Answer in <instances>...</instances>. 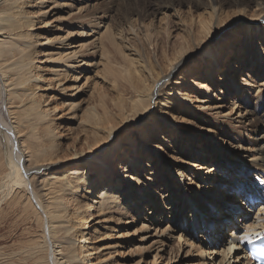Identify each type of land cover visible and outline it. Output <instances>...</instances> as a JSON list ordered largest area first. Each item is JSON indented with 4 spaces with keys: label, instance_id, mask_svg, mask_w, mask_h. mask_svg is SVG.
<instances>
[{
    "label": "rangeland",
    "instance_id": "obj_1",
    "mask_svg": "<svg viewBox=\"0 0 264 264\" xmlns=\"http://www.w3.org/2000/svg\"><path fill=\"white\" fill-rule=\"evenodd\" d=\"M22 1L26 3L18 9L27 11L25 20L30 18L28 23L32 24L25 25L23 32L0 35V45L5 42L7 46L18 35L28 34L23 47L36 53V68L30 74L34 75L30 83L36 94L29 91V97L33 95L42 108L49 109L54 119L63 159L56 167L61 170L76 163L75 153L93 144L87 137L93 132L97 113H103L101 99L105 97L109 115L116 110L115 103L121 101L122 89L118 85L123 79L118 76L121 80L114 82L113 68L118 73L124 64L135 74H148V86L158 77L152 90V107L144 116L136 122L130 120L128 125L121 124L118 117L114 119V126H121L111 136L122 146L114 149L116 161L110 175L103 177L106 184L98 185L94 179L93 193L82 189L79 196L89 211L97 198L95 193L105 186L116 193L121 208L127 210L126 215L111 219L96 206L90 212L95 213L88 216L87 230L96 233L95 243L103 262L100 264H251L245 250L246 239L264 231L259 228L264 224V41L260 29L255 28L260 20L253 22L254 28L247 34V18L235 19L222 28L220 36L204 39L201 48L193 50L186 39L197 41L203 36L199 34L200 22L206 15L200 9L189 11L185 5L176 4L175 16L167 8L153 13L155 4L149 1L152 13L143 19L145 22L134 17L126 22L117 9L120 4L110 0L17 3ZM234 14H223L221 22L237 17ZM147 33L151 41L147 40ZM210 42L218 44L217 55L221 59L213 69L211 56L201 54L203 45ZM182 46L185 61L165 81L168 63ZM23 53L24 50L11 56L9 63ZM152 65L161 75L154 72ZM210 73L215 79H210ZM235 80L239 90L234 89ZM164 81L162 92H158L157 86ZM179 94L193 102V107L185 108L186 101L178 99ZM164 96L174 102L165 107L161 102ZM4 110L0 99V112L5 116ZM257 117L260 124L256 123ZM104 122L99 126H104ZM101 131L98 133L105 139L108 132ZM106 143L107 148L111 140ZM131 147L148 165H131L125 160L128 155L123 150ZM218 156L223 159L216 165ZM81 162L86 166L85 161ZM214 168L215 172L211 171ZM106 169L101 167V174ZM94 171L92 167L89 174ZM217 174H222L223 180ZM179 176L183 178L181 184ZM175 180L178 189L190 191L194 205L183 199L182 191L175 196L167 185L166 191L161 190L166 182L175 187ZM150 196L157 201L151 202ZM242 198L248 202L243 203ZM32 217L23 221L16 215L0 232L7 237L1 243L3 247L0 245V264L11 262L8 254L32 240ZM128 218L132 222L127 224ZM217 227L225 233L212 236ZM17 237L18 243L14 242ZM240 252L243 256L237 259Z\"/></svg>",
    "mask_w": 264,
    "mask_h": 264
},
{
    "label": "bare ground",
    "instance_id": "obj_2",
    "mask_svg": "<svg viewBox=\"0 0 264 264\" xmlns=\"http://www.w3.org/2000/svg\"><path fill=\"white\" fill-rule=\"evenodd\" d=\"M18 1L0 0V35L7 33L11 36L17 34L16 31L23 32L22 29L25 25L30 26L32 24L28 23L31 22L29 17H27L29 20H25L26 16H28L27 11L23 7V10L18 9L20 4L26 2L22 1V3L19 2L18 4ZM149 1H154L155 10L152 11L153 13L167 8V12L172 11L171 14L175 16L173 11L174 6L182 4L189 11L192 8L200 9V12L206 15L205 19L200 22L199 34L203 35L201 36L202 38H198L197 41L192 40V37L186 39L193 50H199L204 39L207 40L218 36L225 25L242 17L244 19L247 18L244 29L247 34H249L248 30L250 28H254L253 22L260 20L255 28L260 29L261 37L264 41V0H110L112 4L114 2L120 4L117 9L126 22L133 17L141 22L145 17L150 15L152 13L150 11L152 6H149ZM232 11L235 12L234 15L237 17H232L229 20L221 22L223 14ZM170 27H172L171 23ZM27 35H18L19 38L11 40L12 42H7V46H4L5 42L0 45V99H3L4 109L7 111L5 116L8 118L9 115V120H7L4 114L0 112V170L2 171L0 175L4 173L0 178V232L16 215L23 221L25 220L24 218H31L32 215V220L35 222V231L34 233L31 232L33 237L29 236L32 240L23 242L15 251L9 253L11 262L8 264H100L103 262L100 259L99 247L95 243L94 235L96 233H91L87 230L88 216L94 215L95 212L92 214L90 212L95 210V206L110 219L113 216L126 215L127 210L121 208L122 204L119 202L116 193L105 186L101 187L99 193H95L97 198L92 203L89 211L86 209L87 203L82 201V198L79 200V196H81L82 189H89L93 193L92 180L94 179H97L95 183L97 182L96 184L98 185L106 184L107 180L104 178L110 175L109 170L111 169L112 171V167H114L116 161L113 159L114 149L122 146V143L119 140L115 141L114 136L111 135L118 126L124 123L127 124L130 120L136 122L152 107L154 94L152 90L154 85H156L155 82L158 80V77L153 78L152 84L148 86L145 84V79L148 81L151 78L148 74L141 75L138 72H136L138 74H135L133 72L134 69L132 71L131 67L127 65L123 66L124 64H121V69H117L118 73L111 67V72L115 76L114 82H117L120 78L123 79L122 83L118 85L122 89L121 101L115 103L116 110L112 115H109L108 103L105 97L101 99V106L104 109L103 113L102 115L97 113V122L94 123V127L91 129L93 132L87 137L93 144L88 149L75 153L73 157H75L74 161L76 163L71 167H66L65 170H61V167H56L63 159L59 155L62 145L59 142L60 135L56 132L54 119L50 116V110L45 107V109L42 108L41 102L37 101L33 96L36 94V88L30 83L34 78V75L30 74L36 68V57H34L36 53L34 54L27 47H23V41H26ZM146 37L148 41H151L150 34L147 33ZM218 47L217 43L210 42L203 45L201 49L202 55H209L213 59V62H211L212 69L221 61L217 55L219 51ZM22 50L25 53L12 63H9L11 56H18ZM183 55L184 46L179 51L173 53L172 61L168 63L169 71L163 76L165 81L184 63ZM14 64L15 67H12L11 65ZM152 67L154 72L158 70L156 65H152ZM231 67L234 68L235 65L232 64ZM156 74L161 75V71H156ZM209 77L212 80L215 79L214 73H210ZM165 81L162 82L163 84L157 86L158 92H162L160 88L165 84ZM9 82L11 83L9 84ZM12 84H15V86L10 88ZM115 85L117 86V84ZM233 86L234 89L239 90L236 80ZM29 91H31L30 94H33L31 97H29ZM175 91H178V89H175ZM177 98L186 101L185 108L193 107V102L185 98L184 95L179 94ZM162 100L161 102L165 104V107L174 102L170 101L168 97ZM117 117L120 119L121 124L115 127L114 119ZM104 121H106V124L99 126ZM256 123L260 124V117L256 118ZM101 128L106 129L108 132L105 139H102L101 134L98 133L102 132ZM109 139L111 143H108L109 146L106 148L105 145L107 141L109 142ZM123 153L128 155V157H125V160H129V164L131 165L135 163L147 164L141 154L132 147L129 150L125 148ZM90 156L92 157L91 159L89 158ZM220 159L223 158L218 156L215 159L216 165L220 164ZM81 160L87 163L86 166L82 165ZM91 165L95 171L89 174L92 169ZM88 166L89 168H87ZM101 167L103 169L107 167L104 171L105 173L103 172L104 174H101ZM243 167L248 166L242 165ZM212 170L215 172V168ZM105 174L107 176H104ZM217 175L220 180H223L222 174ZM128 178L130 179L131 177ZM182 181L183 178L180 177L179 183L181 184ZM175 184L176 186L172 187L168 182L166 184L163 183L161 190L166 191L167 185L168 190H173L176 196L177 192L182 191V188L178 189L176 180ZM155 193L159 195L158 191ZM182 194H184V200H188L190 205H194L195 202L192 196H190L188 189L184 188ZM245 195H249V193H245ZM150 197L151 202L152 200L157 201L153 197ZM242 199L243 203L248 202V199L246 201L244 198ZM211 206L213 207V205ZM181 207L182 203H180ZM24 214L27 216H24ZM229 215L226 214V216ZM212 218L216 219L214 215H212ZM131 222L132 219L130 218L126 220L127 224ZM259 228L264 229V224ZM250 230L254 231L255 229ZM28 232L30 233V231ZM220 232H222V235L225 233L217 227L213 231L212 236ZM263 233L264 231H261L260 234ZM254 235L244 239H246V242L250 241L255 237ZM0 236L1 245L7 237ZM19 239L17 237L14 242H17ZM216 243L218 242L216 241L214 244ZM232 249H234V246L227 251ZM6 251L11 250L6 249ZM6 251L4 252L7 253ZM2 254L3 252H0V256ZM241 256H243L242 252L237 254V259ZM15 257L18 259H15ZM97 259L99 262H96ZM244 264H249V262H245Z\"/></svg>",
    "mask_w": 264,
    "mask_h": 264
},
{
    "label": "snow or ice",
    "instance_id": "obj_3",
    "mask_svg": "<svg viewBox=\"0 0 264 264\" xmlns=\"http://www.w3.org/2000/svg\"><path fill=\"white\" fill-rule=\"evenodd\" d=\"M258 254L264 256V249H262Z\"/></svg>",
    "mask_w": 264,
    "mask_h": 264
}]
</instances>
